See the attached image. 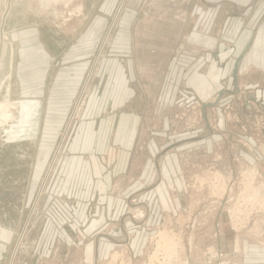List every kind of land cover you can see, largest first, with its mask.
Here are the masks:
<instances>
[{
    "label": "rangeland",
    "instance_id": "obj_1",
    "mask_svg": "<svg viewBox=\"0 0 264 264\" xmlns=\"http://www.w3.org/2000/svg\"><path fill=\"white\" fill-rule=\"evenodd\" d=\"M184 1L0 0V264H167L168 253L157 248L161 240L160 246L177 243V259L169 264H264L257 263L264 251V92L257 94L256 85L264 80L242 73L245 65L238 79H222L229 63L215 65L210 56V62L201 63L190 48H183L188 32ZM230 4L222 5L217 25L209 14L201 33L208 43L201 51L212 58L215 50L209 43L218 41L225 52L242 33L253 31L258 7ZM122 65L133 73L134 99L128 105L139 97L143 109L147 104V111L135 112L151 123L154 133L144 152L174 149L160 160L156 182L173 187L179 205H167L161 190L154 193L156 203L149 193L122 197L111 191V197L124 199L122 220L138 234L115 243L102 235L80 240L77 247L71 239L47 238L40 231L46 212L40 204L50 193L54 170L37 201L38 190L45 172L48 178L52 170L48 166L64 130L44 132L56 131L55 121L61 124L65 118L59 122L62 111L69 117ZM202 71L208 72L206 81L194 78ZM116 78L114 74L112 85L119 88L122 79ZM46 122L52 129L40 128ZM187 140L190 146L177 147ZM235 145L238 154H225ZM96 241L109 246L102 257L87 255L86 246ZM256 249H261L257 259L247 258V250Z\"/></svg>",
    "mask_w": 264,
    "mask_h": 264
},
{
    "label": "crops",
    "instance_id": "obj_2",
    "mask_svg": "<svg viewBox=\"0 0 264 264\" xmlns=\"http://www.w3.org/2000/svg\"><path fill=\"white\" fill-rule=\"evenodd\" d=\"M228 1L239 6H242L240 4L242 3L258 7L251 20L254 26L253 31L242 33L241 40L238 39L236 46H233L231 50L227 49L225 52H223L224 48L222 45H218V41L209 43L215 50V58H212V53L208 54L205 50L201 51L208 44L207 40L203 38L205 36L201 35V33L205 31L209 14L215 17L214 21L217 25L218 19L216 18L222 12L224 13L222 5L225 3L227 5L228 3L230 4ZM186 2L188 8L182 20L184 21L183 24L188 26V32L184 34L183 48H190L189 52H193V56L201 63L206 61H212L215 65L229 63L228 71L221 73L222 79L235 80L242 73L250 72L253 74L252 77L254 79L264 80V2L256 4L254 0L184 1V3ZM192 18L193 22H191ZM186 20L188 23H186ZM167 22H169L168 19ZM141 33L143 35V31ZM151 41L153 42L154 40ZM106 42L104 40L100 47L97 60L94 61L87 81L94 73L95 64ZM243 53L246 55L245 59L240 58ZM208 56H210V61H208ZM242 59L244 60L242 61ZM243 65L246 66L247 70L239 73ZM124 66L122 65V69H117L118 66L115 67L118 72H115V70L111 72L110 82H107L99 90L92 89L88 93L85 102L78 106L77 110L78 103L73 107V110L71 109L69 117H67V113L62 111L59 122L65 118L61 124L58 123V120L55 121L54 126L47 124V122L50 123V118L47 117L46 123H40V128L45 127V129L48 128L49 130L52 129V126L55 127L56 131L54 132L52 130L44 132L48 135L51 133L54 135L57 131L59 132V128L64 130H62V136L64 137H62L56 147L49 164L50 166H48L50 168L53 165L52 170L48 178H46L47 172H45V180H42L38 190L41 195L37 201L39 198L41 199L48 179L54 170L53 177L49 180L50 193L46 194L40 204V208L46 211L40 231L46 234L47 238L53 240L71 239L76 243L77 247L80 240H99L102 235L106 238H111L115 243L117 239L129 233L138 234L139 231L131 232L128 229L127 220H122L124 199L111 197L108 194L111 191L122 192V197L128 192H135L139 195L149 193L150 201L156 203L159 200L155 198L154 193L158 194L161 190L166 193L165 202H167V205L173 207L179 205L175 204V193H173L175 190L173 187L156 182L159 177L160 160L163 159L165 153H169V151L174 149H165L160 154H152V148H150L151 153L149 150L144 152L147 141L154 133L151 123L148 124V121L140 113L147 111V104L145 109H143V97H139L138 100L134 101L133 106L128 105L134 99H132L134 90L129 84V81L133 79V73L130 68L124 69ZM114 74L117 80L122 79V86H119V88L115 87L116 84L112 85ZM162 74L164 75V73ZM247 77L249 78V75ZM136 78L137 80L139 79V77ZM183 78L185 79V77ZM194 78L206 81L210 77H208V72L202 71L198 73V77ZM256 85L257 87L259 85L257 94H260L261 90L264 92V82ZM255 88L253 85L252 91ZM32 102L34 101H31L29 105L34 104ZM27 110L29 111V109ZM136 111L140 112L135 113ZM201 139L203 138L199 140ZM190 143L191 140L183 141L178 143L177 147L182 145L184 148L185 146H190ZM63 145H65L63 151L58 152L59 148L62 150ZM221 145H224V143L222 142ZM238 149V146L235 145L233 152L225 154H238ZM144 153L145 155L143 156ZM201 153L207 155V151ZM246 156L252 160V154L248 153ZM53 158H55L54 164H52ZM149 160L152 161L151 166L146 168ZM144 179L146 183H144ZM147 181L156 183L149 184ZM182 198L181 202L184 203L183 201L186 198L184 193ZM114 225L115 228L110 229ZM86 247L87 255L93 256L95 254V256L99 255L102 257L109 246L106 244L101 246L96 241V245L92 242ZM260 251L261 249H256L251 251V253L253 252L251 254L247 250V258L257 259L256 252ZM260 253L261 258L264 260V251ZM263 260H259L257 263H262L264 262Z\"/></svg>",
    "mask_w": 264,
    "mask_h": 264
},
{
    "label": "bare ground",
    "instance_id": "obj_3",
    "mask_svg": "<svg viewBox=\"0 0 264 264\" xmlns=\"http://www.w3.org/2000/svg\"><path fill=\"white\" fill-rule=\"evenodd\" d=\"M57 1L58 0H50V2L49 3H51V4H55V3H57ZM0 66H1V59H0ZM17 122V121H16ZM59 150V149H58ZM199 172V171H198ZM257 172V171H256ZM199 176V175H198ZM260 184V183H259ZM256 185V184H255ZM263 194V191L261 192V191H257V195H262ZM248 196H252V195H248ZM241 198V197H240ZM243 216V215H242ZM163 237V236H162ZM160 242H162V240L161 241H157V248H159V247H161L160 249H159V251H163V250H166V252L168 253V254H166L167 255V258H165V260H167V261H165L167 264H169L170 263V261L172 260V258L174 259V258H176L177 259V257L175 256V255H177L178 254V247H173V245H176L177 243H175V242H173L172 244L173 245H171V242L169 241V242H165L162 246H160L159 245V243ZM158 249H156L155 250V252L157 251ZM154 252V253H155ZM163 255H164V253H162ZM214 254V253H213ZM163 263V262H162ZM161 263V264H162Z\"/></svg>",
    "mask_w": 264,
    "mask_h": 264
}]
</instances>
